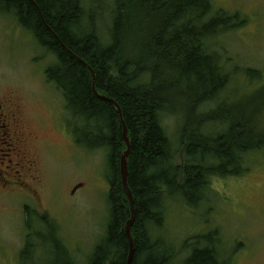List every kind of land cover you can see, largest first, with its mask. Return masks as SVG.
I'll return each instance as SVG.
<instances>
[{
	"label": "trees",
	"instance_id": "16d2710c",
	"mask_svg": "<svg viewBox=\"0 0 264 264\" xmlns=\"http://www.w3.org/2000/svg\"><path fill=\"white\" fill-rule=\"evenodd\" d=\"M32 1L0 0V12L13 15L53 56L45 75L62 94L73 138L86 150H103L108 160L110 218L87 264H127L125 226L131 210L121 176L124 126L131 143L128 184L136 212L132 264H172L174 251L158 235L166 219V195L198 208L212 179L247 175V156L264 151V86L252 99L228 98L232 74L222 55L210 48L217 36L244 27L247 20L217 10L212 0H112L106 34L100 24L105 15L99 18L90 9L103 0ZM244 72L250 81L264 79L260 71ZM101 96L114 100L122 115ZM178 113L180 164L164 126L167 115ZM27 216L25 261L40 251L35 239L42 236ZM45 223L58 249L56 264H78L59 246L51 222ZM190 241L184 264H230L221 260L213 233Z\"/></svg>",
	"mask_w": 264,
	"mask_h": 264
},
{
	"label": "rangeland",
	"instance_id": "374dc122",
	"mask_svg": "<svg viewBox=\"0 0 264 264\" xmlns=\"http://www.w3.org/2000/svg\"><path fill=\"white\" fill-rule=\"evenodd\" d=\"M212 2L217 10L247 20L244 27L217 36L210 48L222 55L232 74L226 96L252 99L264 86V79L250 81L244 71L253 69L264 76V0ZM112 6V0L90 5L99 18L105 15L100 24L106 34ZM53 62V56L37 46L13 15L0 12V117L8 116L7 129L0 120V170L8 171L7 176L0 173V264H56L58 249L51 244L52 229L45 219L55 229L59 246L78 264H87L110 218L106 154L86 150L73 138L62 94L46 79L45 72ZM180 113L164 119L178 151V164L183 160L178 140ZM17 125L28 136L32 146L29 159L35 162L31 170L24 164V172L16 167L18 159L10 151L11 144L15 147L17 143L4 136L13 135ZM246 162L247 175L212 179L211 190L198 208H189L179 197L166 195V219L158 235L174 251L172 264L185 263L193 245L190 240L211 233L224 262L264 264V151L249 154ZM29 213L30 222L42 233L35 239L41 249L25 261L21 254Z\"/></svg>",
	"mask_w": 264,
	"mask_h": 264
},
{
	"label": "water",
	"instance_id": "95a60500",
	"mask_svg": "<svg viewBox=\"0 0 264 264\" xmlns=\"http://www.w3.org/2000/svg\"><path fill=\"white\" fill-rule=\"evenodd\" d=\"M30 1H32V0H30ZM33 3L35 4V2H33ZM101 98L103 100L109 101L111 104H113L116 107L119 114L122 115V111H121L119 105L114 100L107 98L106 96H101ZM123 138H124V141L127 145V150H126V152L123 153L122 159H121L122 187H123L125 195L127 196L128 200H129L130 210H131V218L126 223V226H125V233H126V236L128 238V242H129V253H128V258H127V264H132L133 260H134L135 252H136V243H135L134 238L132 236V228H133L135 220H136V212H135L134 197H133L132 191H131L129 184H128V176H129L128 157H129L130 151H131V143H130V138L128 137V131H127L125 126H124Z\"/></svg>",
	"mask_w": 264,
	"mask_h": 264
},
{
	"label": "flooded vegetation",
	"instance_id": "af4514ba",
	"mask_svg": "<svg viewBox=\"0 0 264 264\" xmlns=\"http://www.w3.org/2000/svg\"><path fill=\"white\" fill-rule=\"evenodd\" d=\"M3 107V106H2ZM2 107L0 106V110L2 109ZM7 115H2L0 117V120H3L5 123V126L2 127L3 129H7ZM17 131L13 134V135H8V134H4L5 137L10 136L11 140H14L17 144L13 147V149H11L10 151L13 152V154L15 155V157L18 159L17 161V165L16 167H21L23 172L26 169V166H24V164H28L31 170V166H33V163H35L34 161H31L29 158L31 157V149L32 146L30 144L29 139L27 138L28 136H26V134L23 131L22 126L17 125ZM12 163V162H11ZM10 168V167H9ZM21 172V171H20ZM0 173L5 174L7 176L8 171H6V173L4 172V170H0Z\"/></svg>",
	"mask_w": 264,
	"mask_h": 264
}]
</instances>
